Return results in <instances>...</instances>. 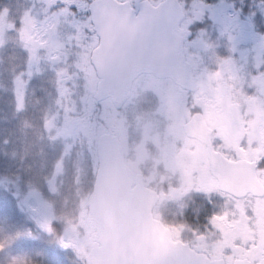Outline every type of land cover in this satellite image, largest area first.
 I'll return each instance as SVG.
<instances>
[{
    "label": "snow or ice",
    "instance_id": "6c2138e0",
    "mask_svg": "<svg viewBox=\"0 0 264 264\" xmlns=\"http://www.w3.org/2000/svg\"><path fill=\"white\" fill-rule=\"evenodd\" d=\"M0 264H264V0H0Z\"/></svg>",
    "mask_w": 264,
    "mask_h": 264
}]
</instances>
